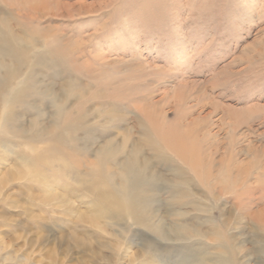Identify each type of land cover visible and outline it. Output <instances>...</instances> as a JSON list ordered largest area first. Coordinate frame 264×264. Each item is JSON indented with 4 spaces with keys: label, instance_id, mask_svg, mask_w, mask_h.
Returning <instances> with one entry per match:
<instances>
[{
    "label": "rangeland",
    "instance_id": "1",
    "mask_svg": "<svg viewBox=\"0 0 264 264\" xmlns=\"http://www.w3.org/2000/svg\"><path fill=\"white\" fill-rule=\"evenodd\" d=\"M4 81L0 264H264V0H0Z\"/></svg>",
    "mask_w": 264,
    "mask_h": 264
},
{
    "label": "bare ground",
    "instance_id": "2",
    "mask_svg": "<svg viewBox=\"0 0 264 264\" xmlns=\"http://www.w3.org/2000/svg\"><path fill=\"white\" fill-rule=\"evenodd\" d=\"M8 40H9V38H5V39H2L1 41H2L3 44H8L9 43ZM6 50H8V52L12 53L13 49H11L9 47ZM2 63H3V61H2ZM7 75H8L7 76V80H11V78L13 77V75H15V73H11V76L9 75V73H7ZM7 85H8L7 81H4L3 83L0 82V100L4 99V97H5V94H6L5 91L7 90V87H9ZM22 98L23 97H21V95L17 91V92H15V95H13L11 101L13 100L14 102H21L23 100ZM2 112H3V110H2ZM10 119H8V120H10ZM188 130H190V129H188ZM191 130H193V129H191ZM40 132H42V131H39L38 133H40ZM191 132L192 131L187 132V133L190 134ZM14 133H15V131H14ZM16 133H18L22 137L23 136L27 137L25 135L26 134V130H23L21 128L18 129V131ZM38 133L30 136V138L37 139L41 135V133L40 134H38ZM73 133H76V128H75V125H73L72 122H69L68 125L64 127V129H61V132L60 131L58 132V134H61L62 137H65L66 135L71 136L70 134H73ZM86 133H88V132H86ZM88 135H89V133H88ZM177 138H179V137H177ZM72 140H75L73 138V136L71 137V141ZM176 140L177 139H175V141ZM183 142H186V141H183ZM166 146L168 148H170V149H172L174 147L175 150H180L181 151V149H179L181 146H177V144H175L173 147H169L171 145H166ZM107 150H109V149H107ZM100 166H101V168H98V170H94V171L91 170L90 173L93 172L96 175L97 180L107 186V188H108L107 196H109L112 199L111 205L114 206L115 208H117L119 211H121L123 213L127 212V215H129L128 213H130V214H134V213H137V212H139V213L142 212L143 213V210L146 209V205H148L147 203L149 202V197H150L147 194L146 189H144L143 186H142V184H143V182L145 181V178H146L145 177V168H146L145 166H146V164H145V166L143 165V166L140 167V166H138L137 163L134 162V160L133 161L130 160V161H127L125 163L123 162V164L121 165V168H122V172H124L123 175L125 176L126 180L124 179L125 182H123V183H121V184H119L117 186L114 185V182H113L114 180L112 181V179L110 178L113 173L112 172L111 173L107 172L103 163H101ZM138 214H134V215L138 216ZM139 216H141V215L139 214ZM76 242L79 245L80 244L83 245L85 243V241L83 239H81L80 237L76 238ZM82 245H80V246H82Z\"/></svg>",
    "mask_w": 264,
    "mask_h": 264
}]
</instances>
